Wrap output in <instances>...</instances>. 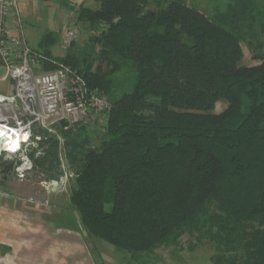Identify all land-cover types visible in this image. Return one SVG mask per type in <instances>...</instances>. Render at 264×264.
Instances as JSON below:
<instances>
[{
	"label": "trees",
	"instance_id": "obj_1",
	"mask_svg": "<svg viewBox=\"0 0 264 264\" xmlns=\"http://www.w3.org/2000/svg\"><path fill=\"white\" fill-rule=\"evenodd\" d=\"M91 1L74 12L91 32L81 53L42 55L44 71L62 63L106 97V139L87 150L85 128L59 130L62 142L37 131L43 151L29 156L41 181H59L62 150L78 224L117 251L196 234L215 246V264H264V55L241 65L243 43L261 47L264 13L255 0L210 14L185 0ZM55 42L49 33L40 45Z\"/></svg>",
	"mask_w": 264,
	"mask_h": 264
},
{
	"label": "rangeland",
	"instance_id": "obj_2",
	"mask_svg": "<svg viewBox=\"0 0 264 264\" xmlns=\"http://www.w3.org/2000/svg\"><path fill=\"white\" fill-rule=\"evenodd\" d=\"M188 5L198 8L200 11H205L208 14L212 13V9L215 6L223 8L226 0H185ZM97 8V6H95ZM154 10L155 7L150 5L148 7ZM264 10V9H262ZM57 13L56 16H50L48 19L43 18L42 21L32 22L31 24L24 25V35L28 47L39 54H49L52 58H61L67 51L78 56L85 47L91 32L87 31L84 27L76 25L79 31L78 37L68 47L62 46V33L66 30V17H63L64 11ZM75 13H72V17ZM53 18V19H52ZM46 19V20H45ZM52 32L57 36V41L48 47L40 45V41L44 34ZM261 47L256 48L255 44H247L246 42L241 45L243 51L242 66L253 65L252 57L254 53H262L264 55V35L260 37ZM125 73H117L114 75V80L117 82L123 81ZM128 87L122 88V90L116 93L119 96L123 91H127ZM13 85L7 81H0V94L5 96L12 95ZM226 104L219 102L215 106L214 113L219 114L224 111ZM77 130L84 129L87 131L84 134H80V143L87 150H96L99 148L102 140L106 139L104 128L101 125L94 124L93 126H75ZM37 136L39 132L35 131ZM61 140V139H60ZM38 143L31 144L25 148L24 154L27 156L32 164V170L28 173L27 179L29 184H42L48 186L51 183H45L41 181L42 177H45L43 173L37 174L33 159L38 158L42 154V149H39ZM35 152L33 159L29 154ZM60 170L62 176V187H56L51 193H47L43 190L35 194H25L26 199L17 197L13 201L2 192L14 193L16 190H12L11 187L1 181L0 175V222L7 221L16 228L20 225L19 231L25 233V231L32 232L34 235L32 238H26V235L19 234L20 238H11L13 234L6 225H4L3 233L0 240H3L9 245H13L14 248H2L0 247V264H25L28 263L26 257H30L33 261L41 260L45 255H49V249L44 245L43 241L47 240V243H53L55 248L57 247L58 253H56V260H61L58 264H215L213 258L217 254L215 246L207 239H198L196 234H185L180 238L176 244H168L157 247L150 253L133 255L127 252L117 251L108 244L96 240L90 239L86 236L84 231L78 224V220L74 213V210L69 205L70 187L73 184L74 176L68 170V163L64 152L61 150L59 154ZM64 183V184H63ZM47 184V185H46ZM36 186V185H35ZM28 192L27 189L23 190ZM15 198V197H13ZM15 201V202H14ZM15 203V207L19 208L18 220L14 217L5 215L7 214V207L9 203ZM4 207V209H3ZM3 210H2V209ZM4 211V213H2ZM4 215V216H3ZM15 220V222H13ZM19 222V224H18ZM1 224V223H0ZM9 225V226H10ZM28 226V227H26ZM28 229V230H27ZM35 240L37 248L32 253H26L21 250L23 246H26L27 240ZM44 239V240H43ZM31 242V241H30ZM33 243V242H31ZM76 251V252H75ZM24 253L21 254V253ZM47 252V253H46ZM79 252V253H78ZM80 252L82 254H80ZM60 253V254H59ZM28 254V255H27ZM52 263V262H51Z\"/></svg>",
	"mask_w": 264,
	"mask_h": 264
},
{
	"label": "built area",
	"instance_id": "obj_3",
	"mask_svg": "<svg viewBox=\"0 0 264 264\" xmlns=\"http://www.w3.org/2000/svg\"><path fill=\"white\" fill-rule=\"evenodd\" d=\"M17 4L16 0H0V67L4 72L2 80L13 85L12 95H0V125L4 126L0 130L5 134L0 137V154L8 152L12 156L14 178L28 182L32 164L24 154L25 148L46 140L35 131H44L62 142L59 130L104 126L110 106L104 95L91 90L70 67L50 62L55 68L44 71L46 58L30 49L23 38L20 16L13 11ZM78 34L72 17L64 31L62 46L68 47ZM62 121L67 122L66 128L61 127ZM11 139L18 141L15 151L6 147Z\"/></svg>",
	"mask_w": 264,
	"mask_h": 264
},
{
	"label": "crops",
	"instance_id": "obj_4",
	"mask_svg": "<svg viewBox=\"0 0 264 264\" xmlns=\"http://www.w3.org/2000/svg\"><path fill=\"white\" fill-rule=\"evenodd\" d=\"M16 1L18 4L16 6V9L13 11L15 12V14L17 12L20 16L21 24H22L21 32H22L24 40H25V35H24V27L25 26L24 25L31 24L34 21L35 22L42 21L43 18L48 19L50 16H52V17L56 16L57 13H60V12H62L61 10H63L64 13L62 15L64 18L66 17L65 22H66V28H67L69 25L70 19L72 18V13H74L76 11V9H78L81 6H85V7H89V8H95V6H96L91 0H64L67 4L66 6L63 5L60 2V0H16ZM255 4H256L257 9L259 11H261L262 13H264V10H262V9H264V0H255ZM49 33H51L54 36L55 40L57 41V36L54 33L47 32L45 34H49ZM62 35H63V33H62ZM25 42H26V40H25ZM3 76H4V72L0 67V81H7V80H2ZM0 95L5 96L2 94H0ZM62 181L63 180L58 181L57 185H54V186H52V185L45 186V185H41V184H38V185L35 184L36 185L35 186L33 184H29L28 182H19L14 178L12 181L9 180V182L7 181L4 183L8 184L12 190H16L17 191L16 194L14 195V193L12 194V193L2 192L1 195L5 194L6 196H9V198L13 201V199H17L16 196L21 197L23 199H26L25 198L26 196H24L25 194H27V195L32 194L33 195V194L39 192L40 190H43L49 194L54 189H56V187L58 185L61 186ZM60 186H58V187H60ZM24 189H27L28 192H24L23 191ZM1 195H0V197H2ZM13 197H15V198H13ZM0 206H1V202H0ZM3 209H4V207H3ZM4 210H7V214L5 213V215L14 217L18 220L20 210H19V208L15 207V203H13V202L9 203V207H7ZM2 213H4V211ZM13 222H15V220H13ZM0 223H1L0 224V237L4 231V229H3L4 225H6L8 227V229L13 234H15V235H12L11 238H14V239L19 238L18 237L19 234L26 235V238H24V239H28L29 237L32 238L34 236V235H32V232L30 233V231L28 230L29 229L28 226H26V227H28V229H27L28 231H25V233H21L19 231L20 225L19 226L17 225L16 228H13L14 226L12 225V223L10 225L9 223H7V221H1ZM18 224H19V222H18ZM47 240H44L43 244L46 245L47 249H49V251H50L49 255L48 256L45 255L39 261H35V260L32 261L30 259V257H28L29 255L27 254L28 256L26 257V260L28 263H25V264H58V263H60V261H61L60 259L56 260V257H57L56 253H58V251H57L58 248L57 247L55 248V245H53V243H50V242L47 243ZM30 241L33 243H31ZM26 242H27L26 246H23V248H21V250L23 252L32 253L33 251H36L37 245H35V240L29 239ZM41 246H42V244L40 243V245L37 248H39ZM0 247L9 248V249L14 248L13 245L10 246L9 243H5V242H3V240H0ZM23 252L21 254L24 255ZM80 254H82V253L80 252Z\"/></svg>",
	"mask_w": 264,
	"mask_h": 264
},
{
	"label": "water",
	"instance_id": "obj_5",
	"mask_svg": "<svg viewBox=\"0 0 264 264\" xmlns=\"http://www.w3.org/2000/svg\"><path fill=\"white\" fill-rule=\"evenodd\" d=\"M61 127L62 128H66L67 127V122L62 121L61 122ZM5 141L2 139L1 143H4ZM12 156L8 153V152H1L0 154V169L2 170H6L9 168H12L13 166V162H12ZM13 173V172H12Z\"/></svg>",
	"mask_w": 264,
	"mask_h": 264
},
{
	"label": "flooded vegetation",
	"instance_id": "obj_6",
	"mask_svg": "<svg viewBox=\"0 0 264 264\" xmlns=\"http://www.w3.org/2000/svg\"><path fill=\"white\" fill-rule=\"evenodd\" d=\"M0 175L2 176L1 178V181H4V182H9L12 181L14 179V175L12 173V169L9 168V169H6V170H2L0 169Z\"/></svg>",
	"mask_w": 264,
	"mask_h": 264
},
{
	"label": "bare ground",
	"instance_id": "obj_7",
	"mask_svg": "<svg viewBox=\"0 0 264 264\" xmlns=\"http://www.w3.org/2000/svg\"><path fill=\"white\" fill-rule=\"evenodd\" d=\"M1 131V130H0ZM5 134L3 136L0 137H4ZM8 149H11L12 151H15L18 148V141L17 140H13L11 139V142L9 143L8 146H6ZM14 149V150H13Z\"/></svg>",
	"mask_w": 264,
	"mask_h": 264
},
{
	"label": "snow or ice",
	"instance_id": "obj_8",
	"mask_svg": "<svg viewBox=\"0 0 264 264\" xmlns=\"http://www.w3.org/2000/svg\"><path fill=\"white\" fill-rule=\"evenodd\" d=\"M3 128H4V126L3 125H0V129H3ZM3 135H4V132L3 131H0V136H3Z\"/></svg>",
	"mask_w": 264,
	"mask_h": 264
},
{
	"label": "clouds",
	"instance_id": "obj_9",
	"mask_svg": "<svg viewBox=\"0 0 264 264\" xmlns=\"http://www.w3.org/2000/svg\"><path fill=\"white\" fill-rule=\"evenodd\" d=\"M25 164H27V161H25Z\"/></svg>",
	"mask_w": 264,
	"mask_h": 264
}]
</instances>
